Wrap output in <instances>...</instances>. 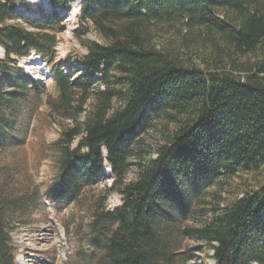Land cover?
Here are the masks:
<instances>
[{
    "label": "trees",
    "instance_id": "16d2710c",
    "mask_svg": "<svg viewBox=\"0 0 264 264\" xmlns=\"http://www.w3.org/2000/svg\"><path fill=\"white\" fill-rule=\"evenodd\" d=\"M47 1L32 18L24 0H0V149L21 141L19 106L44 94L17 62L36 52L57 89L48 113L65 122L46 196L82 205L105 164L113 176L86 206V263L187 264L189 238L206 264H264V0H82L74 33L86 53L68 54V69L56 47L78 0ZM92 29L105 42L83 39ZM220 182L232 196L207 208ZM33 203L0 183V264H16V216Z\"/></svg>",
    "mask_w": 264,
    "mask_h": 264
},
{
    "label": "rangeland",
    "instance_id": "374dc122",
    "mask_svg": "<svg viewBox=\"0 0 264 264\" xmlns=\"http://www.w3.org/2000/svg\"><path fill=\"white\" fill-rule=\"evenodd\" d=\"M81 1L75 2L72 10L63 14L67 27L58 35L56 64H64L67 69L70 65L65 63L68 54H75L77 51L86 53L74 33L79 25ZM50 8L47 0H24L23 3L17 4L20 16L32 18L42 16L39 10L49 12ZM160 33L163 36H170L165 30ZM83 39L105 42V38L94 29L84 34ZM0 57H4L3 48H0ZM39 59L41 58L36 52L17 58L18 65L23 68L25 74L38 82L36 85L38 88L44 87L45 90L40 99L34 98L31 92L27 101L19 106L21 113L15 126L21 141L0 149V183L4 191L15 197L29 196L35 201L16 216V219H21L13 227L12 233L17 254L16 264H87L86 257L94 252V249L87 237L86 224L90 219L86 206L95 198L96 191L111 185L113 176L109 165L105 164L103 170L105 177L102 178L100 185L84 192L81 196L82 205L81 202L73 201L59 203L46 196L48 186L58 185L56 184L58 170L54 162L52 145L59 138L62 123L60 118L48 113L47 98L56 97L57 89L50 72L51 65L44 58L42 61ZM71 66L76 68L77 63L73 61ZM157 140L158 127H155L146 135L144 145L152 148ZM132 168L128 173L129 180L136 176V167ZM231 196L227 184L220 182L212 185L207 191L206 206L209 208L218 201L224 205ZM121 204V196L112 193L108 208L114 209ZM198 244L189 238L184 240V256L190 259L187 264L208 262L204 251H193ZM209 255L212 256V252ZM209 262L215 264L213 260Z\"/></svg>",
    "mask_w": 264,
    "mask_h": 264
},
{
    "label": "bare ground",
    "instance_id": "6f19581e",
    "mask_svg": "<svg viewBox=\"0 0 264 264\" xmlns=\"http://www.w3.org/2000/svg\"><path fill=\"white\" fill-rule=\"evenodd\" d=\"M0 48H2V47H0Z\"/></svg>",
    "mask_w": 264,
    "mask_h": 264
}]
</instances>
